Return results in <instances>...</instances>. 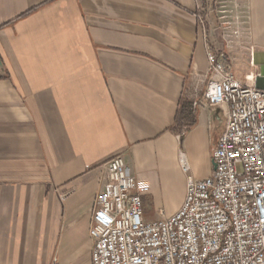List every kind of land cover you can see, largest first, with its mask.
Instances as JSON below:
<instances>
[{
  "label": "crops",
  "instance_id": "0c3cea01",
  "mask_svg": "<svg viewBox=\"0 0 264 264\" xmlns=\"http://www.w3.org/2000/svg\"><path fill=\"white\" fill-rule=\"evenodd\" d=\"M208 49L261 87L264 0H0V264H92L114 156L150 186L146 221L180 208L181 157L209 177L225 127L204 99Z\"/></svg>",
  "mask_w": 264,
  "mask_h": 264
},
{
  "label": "built area",
  "instance_id": "2783aa9c",
  "mask_svg": "<svg viewBox=\"0 0 264 264\" xmlns=\"http://www.w3.org/2000/svg\"><path fill=\"white\" fill-rule=\"evenodd\" d=\"M206 56V106L227 112L211 175L193 179L182 156L184 200L149 222L142 199L150 186L111 158L91 217L92 264H264V78L261 87L242 84L221 51Z\"/></svg>",
  "mask_w": 264,
  "mask_h": 264
},
{
  "label": "trees",
  "instance_id": "16d2710c",
  "mask_svg": "<svg viewBox=\"0 0 264 264\" xmlns=\"http://www.w3.org/2000/svg\"><path fill=\"white\" fill-rule=\"evenodd\" d=\"M191 117L192 113L187 109L178 112L176 116V126L173 131L181 137L186 134L194 125L192 122H190Z\"/></svg>",
  "mask_w": 264,
  "mask_h": 264
},
{
  "label": "rangeland",
  "instance_id": "374dc122",
  "mask_svg": "<svg viewBox=\"0 0 264 264\" xmlns=\"http://www.w3.org/2000/svg\"><path fill=\"white\" fill-rule=\"evenodd\" d=\"M146 213H149L151 215L153 214L151 209L146 210ZM149 222H153V221H149Z\"/></svg>",
  "mask_w": 264,
  "mask_h": 264
}]
</instances>
